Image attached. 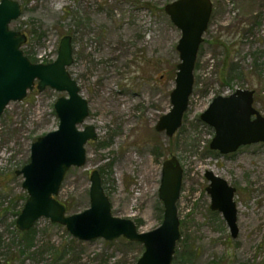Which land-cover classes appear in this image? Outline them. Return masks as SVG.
I'll return each instance as SVG.
<instances>
[{
    "label": "rangeland",
    "instance_id": "obj_1",
    "mask_svg": "<svg viewBox=\"0 0 264 264\" xmlns=\"http://www.w3.org/2000/svg\"><path fill=\"white\" fill-rule=\"evenodd\" d=\"M16 1L22 15L10 28L27 35L22 49L33 61L56 60L61 39L72 36L69 72L90 111L79 128L92 125L98 134L85 146L86 164L67 172L56 197L67 214L90 208V176L99 170L115 216L133 220L139 232L158 228L163 163L175 156L184 173L172 264H264V144L223 155L210 148L215 129L201 119L214 98L237 89L254 90V106L264 115V0H212L193 93L172 137L156 124L172 109L180 63L182 33L164 9L176 0ZM61 96L68 94L35 88L0 116L1 264H137L145 247L123 237L80 240L45 217L29 236L17 229L28 194L16 171L30 162L32 144L58 128L54 106ZM207 170L237 188L236 239L223 215L210 209Z\"/></svg>",
    "mask_w": 264,
    "mask_h": 264
},
{
    "label": "water",
    "instance_id": "obj_2",
    "mask_svg": "<svg viewBox=\"0 0 264 264\" xmlns=\"http://www.w3.org/2000/svg\"><path fill=\"white\" fill-rule=\"evenodd\" d=\"M172 23L181 30L177 50L180 63L175 87L171 92L172 109L160 117L158 132L174 136L182 126L183 116L193 93L194 71L204 34L209 28L213 12L212 0H176L165 6ZM22 15L16 0H0V116L11 102L23 101L29 91L42 92L51 88L67 93L55 103L59 118L56 130L39 137L31 146L30 162L16 174L24 178L23 189L28 199L19 215L17 229L26 232L42 217L66 226L72 236L84 241L103 238L114 241L125 238L143 244L145 251L137 264H172L177 241L180 239V219L177 202L180 198L184 170L173 156L163 163L159 198L164 205L162 224L148 232H139L135 222L112 213V205L103 187L99 170L91 173L90 208L68 215L58 196L67 172L83 167L87 162L86 144L98 138L92 125L80 129L89 117V102L69 72L74 63L73 39L65 35L56 60L42 64L32 62L22 47L26 34L10 28ZM255 91L237 89L229 96H217L201 119L215 129L210 144L212 150L231 154L241 147L264 144V115L254 106ZM206 188L211 197L210 209L220 212L236 239L238 226L237 188L212 170L205 172ZM1 264V259H0Z\"/></svg>",
    "mask_w": 264,
    "mask_h": 264
},
{
    "label": "trees",
    "instance_id": "obj_3",
    "mask_svg": "<svg viewBox=\"0 0 264 264\" xmlns=\"http://www.w3.org/2000/svg\"><path fill=\"white\" fill-rule=\"evenodd\" d=\"M30 58V57H29ZM30 60L32 61V62H34V63H38V61H33L31 58H30ZM230 71L232 72V73H238L239 71H238V69H237V67H234V66H231L230 67ZM66 209L68 210V208L66 207ZM30 231H28V232H22V234H23V236H29L30 235ZM29 238V237H28ZM27 241V240H26ZM27 246H28V248L31 246V239H28V241H27ZM21 252H23V251H21ZM12 260V259H11ZM11 260H8V261H11ZM13 260H15V259H13ZM11 263V262H10Z\"/></svg>",
    "mask_w": 264,
    "mask_h": 264
},
{
    "label": "built area",
    "instance_id": "obj_4",
    "mask_svg": "<svg viewBox=\"0 0 264 264\" xmlns=\"http://www.w3.org/2000/svg\"><path fill=\"white\" fill-rule=\"evenodd\" d=\"M52 61H54V59H48V60H46L43 56H41L39 58V63H48V62H52Z\"/></svg>",
    "mask_w": 264,
    "mask_h": 264
},
{
    "label": "flooded vegetation",
    "instance_id": "obj_5",
    "mask_svg": "<svg viewBox=\"0 0 264 264\" xmlns=\"http://www.w3.org/2000/svg\"><path fill=\"white\" fill-rule=\"evenodd\" d=\"M210 24V23H209ZM231 95V94H230ZM229 96V95H228ZM254 103H255V100H254Z\"/></svg>",
    "mask_w": 264,
    "mask_h": 264
}]
</instances>
